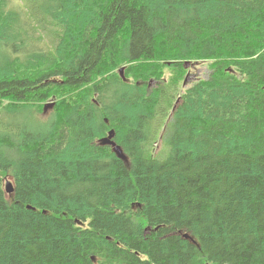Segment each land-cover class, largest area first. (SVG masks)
<instances>
[{
  "label": "trees",
  "instance_id": "obj_1",
  "mask_svg": "<svg viewBox=\"0 0 264 264\" xmlns=\"http://www.w3.org/2000/svg\"><path fill=\"white\" fill-rule=\"evenodd\" d=\"M0 264H264V0H0Z\"/></svg>",
  "mask_w": 264,
  "mask_h": 264
},
{
  "label": "rangeland",
  "instance_id": "obj_2",
  "mask_svg": "<svg viewBox=\"0 0 264 264\" xmlns=\"http://www.w3.org/2000/svg\"><path fill=\"white\" fill-rule=\"evenodd\" d=\"M12 1L17 5H21V0H12ZM22 15H24V13H22ZM26 19H27V17L25 19L23 18V20H26ZM37 43H39V42L37 41ZM183 65L185 68L184 79H183L184 86L189 85L190 83H192L193 81H196L198 79L208 77L209 72H210L209 71L210 69L208 67V61H205V60L185 61ZM116 71H117V69H116ZM123 74H124V67H123ZM124 76H125V74H124ZM155 84H156L155 79L150 78L149 80H147V86L149 88L154 86ZM182 91L183 90H180V92H182ZM51 101L50 102L48 101V103L45 104L46 107L42 113H37V112L33 113L34 118H36L41 123L48 121V119H50V117H52V115H53L52 114L53 105H51L52 104ZM5 180H4V182H5Z\"/></svg>",
  "mask_w": 264,
  "mask_h": 264
},
{
  "label": "water",
  "instance_id": "obj_3",
  "mask_svg": "<svg viewBox=\"0 0 264 264\" xmlns=\"http://www.w3.org/2000/svg\"><path fill=\"white\" fill-rule=\"evenodd\" d=\"M118 73H119L120 77L124 80L125 79V76L123 74V67H120L118 69ZM45 107H46V105L44 106V109H45ZM113 136H114V132H113L112 129H110L108 131L107 135H105V136H103V137H101L99 139V143L102 144V145H105V144L106 145H110L111 150L114 152V154L118 158H120V159H122L123 161L126 162L127 156L124 153V151L121 148V146L115 142V140L113 139ZM4 190H5L6 193H11L13 191V184H12V181L9 178H7L5 180ZM183 237L184 238H190V235L188 233H185L184 232L183 233Z\"/></svg>",
  "mask_w": 264,
  "mask_h": 264
},
{
  "label": "bare ground",
  "instance_id": "obj_4",
  "mask_svg": "<svg viewBox=\"0 0 264 264\" xmlns=\"http://www.w3.org/2000/svg\"><path fill=\"white\" fill-rule=\"evenodd\" d=\"M26 110V109H25ZM16 143V142H15Z\"/></svg>",
  "mask_w": 264,
  "mask_h": 264
}]
</instances>
